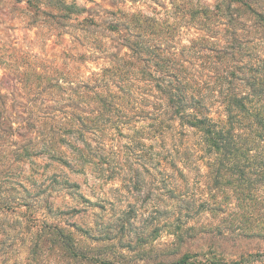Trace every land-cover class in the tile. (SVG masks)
I'll list each match as a JSON object with an SVG mask.
<instances>
[{"label":"trees","instance_id":"1","mask_svg":"<svg viewBox=\"0 0 264 264\" xmlns=\"http://www.w3.org/2000/svg\"><path fill=\"white\" fill-rule=\"evenodd\" d=\"M226 1V11L218 6L211 14L220 20L218 29L225 22V32L236 33V4L264 34V0ZM125 26L116 28L129 33L123 36L127 43L103 58L107 65L99 72L88 70L80 84L70 83L65 103L13 102L0 89V216L8 227L6 240L17 241L21 264H51L55 252L65 262L88 261L71 228L39 216L31 180L42 174L25 172L17 181L5 174L13 161L24 165L46 156L52 164L92 175L114 158L129 182L141 177L131 163L133 148L141 146L148 178L156 168L163 172L176 239L182 241L184 230L201 219L216 221L200 231L198 252L166 264H264V49L247 51L251 43L264 45V35H194L185 44V35H177L179 27L168 20L135 13ZM30 75L19 76L26 94L63 89L35 88ZM54 178L62 191L74 186L69 178ZM9 224L16 225L15 233Z\"/></svg>","mask_w":264,"mask_h":264},{"label":"rangeland","instance_id":"2","mask_svg":"<svg viewBox=\"0 0 264 264\" xmlns=\"http://www.w3.org/2000/svg\"><path fill=\"white\" fill-rule=\"evenodd\" d=\"M69 6L74 13L64 8ZM218 6L221 12L226 11L229 3L226 0H0V89L13 102L38 99L48 105H54V101L65 103L63 100L68 99L65 88L70 83L80 84L89 75L88 70L99 72L107 65L103 58L111 57L127 43L123 36L129 33L117 30L116 26L125 28L135 13L171 21L179 27L176 34L185 35V44L194 35H244L249 40L264 35L249 11L236 4L231 6L236 33H226L225 22L218 29L220 20L211 16ZM263 49L264 45L258 43L247 47L251 54ZM26 71L31 73L30 83L35 88L45 84L46 88L59 85L63 89L57 90V94L42 88L26 94L19 78ZM10 113L20 117L18 111L11 109ZM36 113L39 112H33ZM16 140L30 146L28 139L17 136ZM133 149L137 154L131 163L141 177L129 182L121 178L123 167L114 158L103 165L104 171L92 175L77 174L52 164L46 156L24 165L11 162L13 168L5 176L13 181L22 179L25 172L30 177L36 171L42 174L31 180L38 196L35 208L39 216L71 228L69 231L88 254V261L69 263L55 252L51 264H166L202 247L200 231L216 221L210 217L201 219L194 229H185L182 241H178L173 235L177 221L174 218L169 221L170 194L163 172L156 168L154 178L149 179L147 151L141 146ZM54 175H58L60 183L71 179L74 186L62 191ZM0 224V264H21V249L16 240H6L8 227L1 216ZM9 227V232L15 233L16 225ZM5 252H9V257L4 258Z\"/></svg>","mask_w":264,"mask_h":264}]
</instances>
